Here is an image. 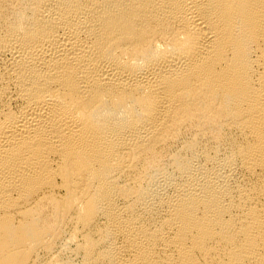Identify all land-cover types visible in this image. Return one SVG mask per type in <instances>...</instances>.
I'll return each mask as SVG.
<instances>
[{"label":"bare ground","instance_id":"6f19581e","mask_svg":"<svg viewBox=\"0 0 264 264\" xmlns=\"http://www.w3.org/2000/svg\"><path fill=\"white\" fill-rule=\"evenodd\" d=\"M0 264H264V0H0Z\"/></svg>","mask_w":264,"mask_h":264}]
</instances>
